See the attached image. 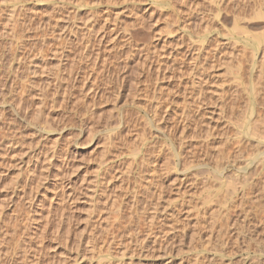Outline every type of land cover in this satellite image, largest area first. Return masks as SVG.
I'll list each match as a JSON object with an SVG mask.
<instances>
[{
	"label": "rangeland",
	"instance_id": "obj_1",
	"mask_svg": "<svg viewBox=\"0 0 264 264\" xmlns=\"http://www.w3.org/2000/svg\"><path fill=\"white\" fill-rule=\"evenodd\" d=\"M258 15L264 0H0V264H264Z\"/></svg>",
	"mask_w": 264,
	"mask_h": 264
},
{
	"label": "bare ground",
	"instance_id": "obj_2",
	"mask_svg": "<svg viewBox=\"0 0 264 264\" xmlns=\"http://www.w3.org/2000/svg\"><path fill=\"white\" fill-rule=\"evenodd\" d=\"M16 1V0H15ZM224 1V0H223ZM14 2V1H13ZM234 3V2H233ZM244 3V2H243ZM246 4V3H245ZM234 5V4H233ZM242 7V6H241ZM14 9V8H13ZM10 12L12 11V10H9ZM260 12V11H259ZM16 15V14H15ZM259 17H263L262 15H258ZM10 17V16H9ZM13 18V17H12ZM15 18V17H14ZM264 18V17H263ZM14 23V22H13ZM12 23V24H13ZM15 25V24H14ZM13 25V26H14ZM9 26V25H8ZM12 26V27H13ZM65 26V25H64ZM65 28V27H64ZM67 28V27H66ZM69 28V27H68ZM7 29V28H6ZM12 30V29H11ZM15 31V30H14ZM133 34V33H132ZM14 37V36H13ZM14 50V49H13ZM12 50V51H13ZM13 53V52H12ZM15 57V56H14ZM25 58V57H24ZM25 60V59H24ZM20 62H21V60H20ZM21 64V63H20ZM17 65H19V64H17ZM16 65V66H17ZM25 65V64H24ZM23 65V66H24ZM32 65V64H31ZM22 66V67H23ZM16 68V67H15ZM11 69V68H10ZM14 69V68H13ZM31 69V68H30ZM16 70V69H15ZM24 70V69H23ZM12 71V70H11ZM17 73V72H16ZM21 73V72H20ZM21 76V75H20ZM24 76V75H23ZM15 77V76H14ZM25 79V78H24ZM13 80V79H12ZM14 84V83H13ZM24 84V83H23ZM21 85H22V83H21ZM7 89V88H6ZM13 89V88H12ZM13 91V90H12ZM14 92V91H13ZM19 93V92H18ZM25 94V93H24ZM3 96V95H2ZM17 96V95H16ZM20 98V97H19ZM2 101V100H1ZM7 102V101H6ZM22 102V101H21ZM20 102V103H21ZM6 104V103H5ZM13 104V103H12ZM22 105V104H21ZM17 106H19V104L17 105ZM17 106H16V108H17ZM23 106H24V104H23ZM20 108V107H19ZM22 108V107H21ZM12 109H14V108H12ZM21 110V109H20ZM20 110H19V112H20ZM16 111V110H15ZM25 111V110H24ZM2 112V111H1ZM4 112V111H3ZM13 112V111H12ZM41 111H37V113H39V114H36V112H35V114H36V116H34L35 118L37 117L38 118V120H39V118L42 116H40V113ZM2 115V114H1ZM15 115H16V113H15ZM18 115V114H17ZM25 115V114H24ZM3 116V115H2ZM19 116V115H18ZM1 117V116H0ZM26 117V116H25ZM16 118V117H15ZM20 118V117H19ZM27 118V117H26ZM34 118V119H35ZM1 119V118H0ZM22 119V116H21V118H20V120ZM37 120V119H36ZM37 120V121H38ZM19 121V120H18ZM2 122V121H1ZM14 122V121H13ZM15 123H16V121H15ZM17 124H19V123H17ZM23 124V123H22ZM33 124V123H32ZM35 124V123H34ZM10 125V124H9ZM31 125V124H30ZM37 125V124H36ZM12 128V127H11ZM33 128V127H32ZM8 130H9V128H8ZM13 130H14V127H13ZM9 132V131H8ZM248 134H249V131L247 132ZM4 134V133H3ZM6 135V134H5ZM8 135V134H7ZM11 135V134H10ZM18 136V135H17ZM33 137H35V136H33ZM5 138H6V136H5ZM7 138H10V137H8L7 136ZM12 139V138H11ZM21 139V138H20ZM262 140H264V138H261ZM19 140V139H18ZM8 143V142H7ZM12 146V145H11ZM34 146V145H33ZM14 147V146H13ZM29 151V150H28ZM54 152V151H53ZM51 155V154H50ZM48 156V155H47ZM35 157V156H34ZM256 157V156H255ZM33 158V157H32ZM31 159V158H30ZM256 160V159H255ZM255 160H252V161H255ZM258 163H259V165L261 166L260 168H261V170H264V156L262 157V158H260L259 160H258ZM204 171V170H203ZM202 171V172H203ZM102 174V173H101ZM95 178V177H94ZM249 178V177H248ZM101 180V179H100ZM218 180V179H217ZM240 183H241V185L242 186H240V187H242L241 189V194H237V190H232V192H231V196H232V198L233 199H235L236 201H237V199H240V202H244V204H242L241 203V205H242V207L243 208H245V209H247V215H249V213L251 214V212H253L254 213V211H255V208H253V200H254V197L251 199V193H247V191L248 190H250L251 189V187L253 186V181L251 180V179H247V178H243V180H241L240 181ZM262 191H264V189H261ZM263 195H264V192L262 193ZM234 200V201H235ZM251 201V206H248V208H246L244 205L246 204V203H248V202H250ZM131 206V205H130ZM130 208V207H129ZM132 208V207H131ZM253 208V209H252ZM222 210V209H221ZM131 211V210H130ZM117 213V212H116ZM120 213H121V211H120ZM132 213V212H131ZM122 214V213H121ZM120 214V215H121ZM132 216V215H131ZM131 216H130V218H131ZM122 217V216H121ZM123 219V218H122ZM132 219V218H131ZM130 219V220H131ZM152 219V217L150 218V220ZM117 221H116V223L114 222V228H118L119 226H120V224H121V218L119 219V217H118V219H116ZM129 220V222H128V224H130L131 225V221ZM151 221H153V220H151ZM151 221H149V222H151ZM121 227V226H120ZM131 227H132V225H131ZM114 230H116V229H114ZM117 231V230H116ZM120 233V232H119ZM128 234H129V231H128ZM128 234H126V235H128ZM106 237V236H105ZM124 237V236H123ZM115 238H117V237H115ZM114 238V239H115ZM120 238V237H119ZM128 239H133L132 238V235H131V237L130 238H128ZM118 240V239H117ZM121 240V239H120ZM124 241V240H123ZM133 241V240H132ZM118 242H119V240H118ZM136 242V241H135ZM121 243H123V242H121ZM127 243H133V242H129V240H128V242ZM116 245H117V243H116ZM127 245V244H126ZM131 245V244H130ZM131 247V246H130ZM125 249H126V247H125ZM124 248H123V250H125ZM122 250V251H123ZM129 250V249H128ZM135 250V249H134ZM127 251V250H126ZM131 252V251H130ZM131 253H133V252H131ZM130 253V254H131ZM127 254H128V252H127ZM133 255V254H132ZM118 256H120V258H122V257H124L125 256V252H124V254H121V255H118ZM129 256H131V255H129ZM108 257V256H107ZM125 257H127V256H125ZM110 258V257H109ZM123 259H120V260H118V261H120V263L119 264H124L123 263V261H122ZM126 260V259H125ZM115 262V261H114ZM116 262H117V259H116ZM126 263H128L127 261H126ZM125 263V264H126ZM110 264V263H109ZM115 264V263H114ZM117 264H118V262H117ZM129 264V263H128Z\"/></svg>",
	"mask_w": 264,
	"mask_h": 264
}]
</instances>
